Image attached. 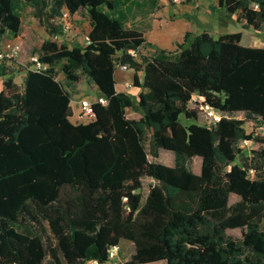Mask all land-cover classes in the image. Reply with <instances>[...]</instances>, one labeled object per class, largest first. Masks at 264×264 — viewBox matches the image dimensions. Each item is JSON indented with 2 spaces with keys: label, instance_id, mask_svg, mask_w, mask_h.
<instances>
[{
  "label": "trees",
  "instance_id": "obj_1",
  "mask_svg": "<svg viewBox=\"0 0 264 264\" xmlns=\"http://www.w3.org/2000/svg\"><path fill=\"white\" fill-rule=\"evenodd\" d=\"M19 1L0 0V42L21 33ZM27 1L50 34L39 54L49 66L1 65L0 264H87L123 240L135 244L127 264H264V135L232 116L264 117V46L242 44V31H188L161 48L125 26L115 0ZM214 8L264 30V0ZM64 9L87 11L86 44L53 39L65 34ZM118 64L144 72L134 79L140 118L128 115L134 97L117 89ZM59 68L69 87L85 76L108 99L95 103L92 120H72L73 92ZM22 71L23 86L15 79ZM201 105L222 119L199 123ZM241 139L257 148L245 151ZM161 149L174 152V165L150 160ZM195 156L200 173L189 167ZM145 176L156 183L143 199ZM231 228L246 231L240 239Z\"/></svg>",
  "mask_w": 264,
  "mask_h": 264
},
{
  "label": "rangeland",
  "instance_id": "obj_2",
  "mask_svg": "<svg viewBox=\"0 0 264 264\" xmlns=\"http://www.w3.org/2000/svg\"><path fill=\"white\" fill-rule=\"evenodd\" d=\"M156 3V6L159 8L161 5L159 4V0H154ZM193 3L187 2V0L183 1L182 4L178 5V7L181 9V13L177 14V19L175 22H171L170 20H166L164 22V27L166 30H168V34H176L179 32L185 25L186 21L189 17L192 18L193 21V30L192 32L194 34H197L199 32L203 31H209L212 33L215 37L220 36L223 33L228 32H237L242 31L243 32V39L242 44L248 45V46H264V30H254L251 28H245L243 24L239 23L236 20L235 15H233L231 18H229L226 15V11L222 8L215 9L214 6H218V0H194ZM19 13L22 17V28L21 33L18 36H11L9 35L8 38H18L22 39L23 41V51L19 57L18 62L23 61L25 64L30 63V59L35 54H40V48L44 40L50 37V34L48 33L46 26L41 22L40 18L37 16V8L36 5L30 1L27 0H20L19 1ZM188 12L191 14L189 15ZM174 18L172 16L171 20ZM68 22V20H67ZM125 25L127 20L124 19ZM71 25V28L65 32L64 35L61 36L58 40L60 42H66L70 45L74 43H82L86 44L87 40L85 39V35L90 30V18L85 9H81L76 14H70L69 16V22ZM157 32L149 33V37L156 36ZM6 39V37H5ZM152 50L149 49H143L141 50L140 54H149ZM6 63H13L12 61H6ZM57 77L59 80H61L69 89L72 90L73 95L77 97H83L92 95L94 98L100 96V92L96 91L94 94L93 91V84L88 80L87 77L83 76L81 82L76 83L69 87L65 81V76L61 69L59 68L57 71ZM134 86V82H133ZM133 86H130L128 88H132ZM136 95V94H135ZM192 107H197L198 103L196 101H193L191 103ZM140 106L138 104V98L134 96V105L128 109V115L130 117L134 118H140L142 113L140 111ZM76 110V111H75ZM74 115H73V121L74 122H82L81 120H78V114H77V107L74 105L73 107ZM202 113V112H201ZM200 113V114H201ZM232 116L245 119V129L247 133H250L254 125L256 124L255 121H252L251 119L247 118V114L244 112H237L234 113ZM86 121V120H85ZM84 122V121H83ZM199 123H204L205 118L202 115H200V119L198 120ZM264 135V133H263ZM243 139H241L242 141ZM149 145V143H148ZM240 146L245 151H250L253 148H257L254 141L250 140L248 143H245L242 141L240 143ZM150 160L158 161L167 165H174L175 164V154L173 151L161 149L160 155L158 158H154L152 155H149ZM239 160H242L239 156ZM189 167L192 171L196 173H200L202 169V157L195 156L191 159ZM156 181L150 177L145 176L143 177V199L146 198L147 194L149 193L152 185H154ZM237 200H239V196L237 194H233L231 197V202L234 203ZM264 227V221L262 223ZM246 229L242 228H231L228 229V234L232 235L237 238H242L244 232ZM122 245V253L121 257L123 259H127L128 261L131 259L132 254L135 252V244L130 240H123L121 242ZM45 264H48V261L45 262ZM148 264H168L166 261H160V262H152Z\"/></svg>",
  "mask_w": 264,
  "mask_h": 264
},
{
  "label": "crops",
  "instance_id": "obj_3",
  "mask_svg": "<svg viewBox=\"0 0 264 264\" xmlns=\"http://www.w3.org/2000/svg\"><path fill=\"white\" fill-rule=\"evenodd\" d=\"M115 2L117 4V15L122 16L125 20H127L125 26L127 28H134L142 31L149 42L161 48H175L179 42L183 41L186 32H192L193 30V21L191 17L190 19L188 17L186 25L176 34H168V30H166L163 25L167 19L171 22L176 21L177 14L181 13V9L178 7V5L182 3L166 4L159 0V4L161 5V7L158 8L154 0H115ZM188 14L190 15L191 13L188 12ZM172 16H174V18L171 20ZM155 31L157 32L156 36L149 37V33H153ZM20 63L24 66L26 65L23 61H20ZM1 71L2 67L0 65V90L3 87L4 79ZM136 73L138 74L140 79L143 78V71H136L131 67H129L128 69L117 67L115 71V78L117 80V89L119 91L127 92L133 97L136 96L139 99L141 88L134 85L130 89L126 86L127 83L134 82ZM25 77L26 72L22 71L17 73L15 79L21 86H23L25 83ZM92 84L94 89L93 93L95 94L96 91H99V89L96 84ZM88 96L93 97L92 95Z\"/></svg>",
  "mask_w": 264,
  "mask_h": 264
},
{
  "label": "built area",
  "instance_id": "obj_4",
  "mask_svg": "<svg viewBox=\"0 0 264 264\" xmlns=\"http://www.w3.org/2000/svg\"><path fill=\"white\" fill-rule=\"evenodd\" d=\"M163 3L166 4H178L182 3L185 0H160ZM70 12L68 9H64L63 13L60 17V22L62 24V28L64 32L68 31L71 28V25L69 22V16ZM68 20V22H67ZM61 38L59 35H54L53 39L58 40ZM85 39L89 40V35H85ZM23 51V41L22 39L16 38H4L2 42H0V65L4 64L6 61H12V60H19V57ZM129 52L132 53L135 56L139 55L138 49L130 48ZM48 64H45L41 61L40 55L35 54L31 57L29 67L33 70H42L47 69ZM118 67L123 69H128L130 66L126 64H118ZM127 87L133 86V83H127ZM97 102H101L103 104H106L108 102V99L101 95L99 97H90V96H83V97H72V107L76 105L77 107V114H78V120H81L82 122H88L93 119L94 117V105ZM202 113L205 118V124L208 126H213L218 121H220L223 117V112L219 111L217 109H214L210 107L209 105H201ZM76 111V110H75ZM86 120V121H85ZM253 130L255 131V135H263L264 133V117L260 116L259 120L254 125ZM251 139H243L245 143H248ZM241 141V142H242ZM253 141V139H252ZM240 142V143H241ZM253 175H255L254 169L250 170ZM122 253V245L121 243L114 244L108 249L107 253V259L106 260H100V259H92L87 264H127L129 261L127 259H123L121 257ZM17 264V263H15Z\"/></svg>",
  "mask_w": 264,
  "mask_h": 264
}]
</instances>
